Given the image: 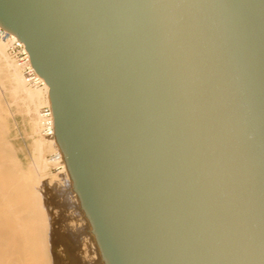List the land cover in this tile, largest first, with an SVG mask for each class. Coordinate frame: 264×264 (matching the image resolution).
Instances as JSON below:
<instances>
[{"label":"water","instance_id":"95a60500","mask_svg":"<svg viewBox=\"0 0 264 264\" xmlns=\"http://www.w3.org/2000/svg\"><path fill=\"white\" fill-rule=\"evenodd\" d=\"M0 25L104 264H264V0H0Z\"/></svg>","mask_w":264,"mask_h":264},{"label":"bare ground","instance_id":"6f19581e","mask_svg":"<svg viewBox=\"0 0 264 264\" xmlns=\"http://www.w3.org/2000/svg\"><path fill=\"white\" fill-rule=\"evenodd\" d=\"M40 80L41 86L26 82L8 43L0 38V264H104L54 127L52 135L42 131L41 108L52 109V104L49 84L42 75ZM4 91L16 111L29 118L31 153L26 165L6 138L11 103L4 102ZM51 166L57 175L51 174Z\"/></svg>","mask_w":264,"mask_h":264},{"label":"built area","instance_id":"2783aa9c","mask_svg":"<svg viewBox=\"0 0 264 264\" xmlns=\"http://www.w3.org/2000/svg\"><path fill=\"white\" fill-rule=\"evenodd\" d=\"M0 38L8 43V51L22 67L23 75L27 83L31 85H42L40 74L33 67L25 43L17 36H14L9 30L0 25ZM41 128L44 134L52 135L54 119L52 109L48 106L41 108Z\"/></svg>","mask_w":264,"mask_h":264},{"label":"rangeland","instance_id":"374dc122","mask_svg":"<svg viewBox=\"0 0 264 264\" xmlns=\"http://www.w3.org/2000/svg\"><path fill=\"white\" fill-rule=\"evenodd\" d=\"M2 98L4 102L9 103L11 101L7 91L3 92ZM10 103L9 107L7 106L8 131L6 133V138L14 146L19 159L24 165H26L31 153V128L29 118L23 111L17 112L18 110L16 111L17 108L15 107V105L12 104V102ZM45 155L48 160H51V157L49 156V151H47ZM53 173L57 175V173L52 170L51 166V174Z\"/></svg>","mask_w":264,"mask_h":264}]
</instances>
